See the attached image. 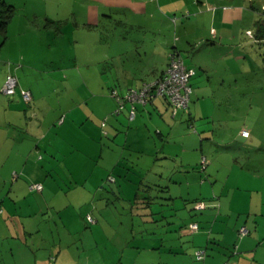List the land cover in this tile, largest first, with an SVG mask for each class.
Returning a JSON list of instances; mask_svg holds the SVG:
<instances>
[{
	"label": "crops",
	"instance_id": "crops-1",
	"mask_svg": "<svg viewBox=\"0 0 264 264\" xmlns=\"http://www.w3.org/2000/svg\"><path fill=\"white\" fill-rule=\"evenodd\" d=\"M38 1L46 3L48 0ZM57 1L64 2V0ZM87 1H89L88 10L97 15L99 21H102L105 15V21L114 22L115 19L107 13L129 14L131 17L125 19V24L135 21L134 24L139 28L152 31L151 35L156 39H149V45L153 46V54L147 57V61L136 66L127 62V51L120 50L115 55L109 54L112 40L107 44L104 55V61L108 64L107 69L109 72L113 69L121 71L125 78L122 86L112 87L110 91L115 89L118 93L124 94L130 87H138L142 82L158 77L167 66L168 53L172 47L176 46L179 50L182 46H177V40L185 39L182 41L185 55L183 56L179 51L185 65L196 70L190 78L192 93L188 108L173 113L169 102L157 96L145 104H135V117L131 119L134 124L131 127L127 122L130 105L125 103L118 114L112 115H115V118L109 120L108 127L107 124L105 126L110 135L105 138L114 146H119L121 150L119 152L118 149H111L110 154L113 155L109 156L108 151L103 154L104 146H102L101 151H98L99 160L94 165L98 167L107 157L114 158L117 163L123 160L124 165L119 171L124 174L123 179L127 182L128 189L129 186L136 187L137 195L140 197L143 196L140 194L141 189L151 191L162 187L173 193L174 188L184 189L185 186L186 194L180 192L179 196L188 198L185 200L189 202L190 211L187 213L183 208L184 199L178 200L176 196L171 195L166 199H170L173 206L168 214L161 216L155 215L151 210L149 214L144 210V214L136 215L133 211L135 204L132 205V200L126 197L121 199L122 194L119 191L116 198L119 199L121 208L112 205L111 196H107L104 186H107L106 190L110 188V192L114 193L112 189L115 188L116 179L108 180L110 176L114 177L109 170L112 168L108 164L96 173L94 185L97 191L101 192L96 195L99 198L93 199L92 208L86 211V214L93 218L92 222L85 220L89 224L88 228H85L87 230H83L80 225V221H84L85 217L82 219L81 215H77L72 219L71 216L64 215L60 209L53 216L45 214L42 209L40 215H32L29 212L16 215L10 208L16 205L14 196L18 189L25 188L29 192L40 194V208L44 205L49 206L45 200V191L52 185L49 181L51 175L45 171L43 165H38L43 159L40 154L42 148L50 147L47 136L53 133L65 137L64 133L73 126L76 114L84 112L87 115H94L98 120L97 125L93 127V137L103 138L101 121L104 118L108 119L104 116L117 106L110 91L106 94L88 93V98H85L87 109L84 110L73 104L66 105L61 91L57 94V102L51 105L46 100L48 97L37 92L31 84H27V87L20 86V89L30 92L31 100L28 103L23 101L20 94L15 93L9 97L0 92V202L7 208V211H4L0 207V264H264V195L255 199L252 193L254 190L241 188L237 182L230 181L231 173L220 167L222 162L219 159L225 160L227 155H231V158L237 157V154H241L239 153L241 149L231 147L227 151H216L209 143L207 155L201 152L199 156L196 147L191 146L197 138L196 133L185 127L190 121L196 123L197 128L199 127L204 135L230 137V129H224L220 133L219 129L214 130L210 127L213 125L208 119L209 115L208 118L200 117L205 104L212 98L219 101L220 95L228 97L235 90L238 92L242 80H245L243 84L250 88H256L257 83L260 87H264V79L254 82L255 73L247 64V58L253 57L252 48L256 43L264 41L255 38L256 22L264 19V11H261L264 0ZM7 4L13 7V16L7 28L18 11L24 14V11L31 7L30 0H9ZM59 8L54 10L58 14H60L59 10L65 13L66 9L69 13H75V8L67 6L64 9L62 3ZM42 13L48 19L46 7ZM51 13L55 14L53 11ZM172 14H178L179 17L175 19ZM188 14L194 16L187 17ZM250 24L254 25L255 31L248 28ZM172 27L174 31L171 37ZM180 29L182 32H179ZM242 29L251 30L255 39L245 33V38L250 41L247 43L241 41ZM161 35L167 37L166 43H159ZM147 39L146 36L142 38V46L148 44ZM121 41L126 45L128 43L125 40ZM121 45L123 46V42ZM155 48H158L163 60L154 55ZM143 51L146 55L149 53V50ZM15 77L18 78L16 75ZM4 80L5 77L2 79V84ZM20 81L21 78H18L17 83L19 84ZM214 109L218 111L221 109L220 105L217 103ZM75 111L77 113H74ZM195 116L199 118L194 120ZM143 118L146 121L144 124H142ZM18 127L24 132L22 138L18 136ZM151 129L159 139H166L168 136L174 140L172 143L165 142L162 146L166 158L164 171L168 175L164 183L166 184L167 181V185L163 186H160L161 178L158 177L153 166H148L144 172L143 167L140 166L141 168L138 167L136 172L137 177H130L133 168H130V160L127 159L142 151L144 153L142 147L145 145L148 147L156 145L150 138ZM242 129L244 127L238 130L236 138H239L237 140L242 141L241 146L245 147V142H253L255 136L252 137V129L248 131L247 137L242 136ZM38 141L42 144L41 149ZM143 142L146 144L142 146ZM92 144L96 145L95 140ZM203 156L206 159L205 172L199 170L200 159ZM157 157L155 155L154 158ZM247 157L249 161L251 156ZM22 158L24 161L22 174L30 181L27 187V184L19 179L16 171L21 165ZM186 164L195 167H186ZM233 167L237 170L235 175L238 180H249L250 173L247 170H242L243 168L235 162L231 168ZM114 169L118 168L115 166ZM31 182L41 183L42 190H30ZM246 186L249 185L246 183ZM197 200L206 203V206L201 209L194 208L193 202ZM150 203L147 202L149 206ZM20 205L34 206L33 201L29 202L26 199L22 200ZM114 207L118 210L115 209L112 213ZM126 209L132 213L131 217L126 215ZM51 217H55L56 222L61 223L60 227H55L60 245L66 234L81 242V252L78 255H71L64 246H58L53 247V250H59V253L52 258L49 256L48 248L41 246L40 249L35 250L30 242H27V239L34 235V229H37L35 234L41 232L38 222L46 223ZM193 222L198 224L195 231L190 229V224ZM9 223L15 224L16 232L13 234ZM66 223H70L71 226L68 227ZM242 226L247 229L245 234L239 233ZM6 228L9 234L4 232ZM87 234L92 245L88 248L89 252L85 253V263H81L77 261L76 256L80 259L79 255L85 250L83 240ZM9 238L11 241H6ZM2 240L8 245L4 246ZM200 249L205 250V258L201 261L195 258V252ZM50 258H52L51 262Z\"/></svg>",
	"mask_w": 264,
	"mask_h": 264
},
{
	"label": "rangeland",
	"instance_id": "rangeland-1",
	"mask_svg": "<svg viewBox=\"0 0 264 264\" xmlns=\"http://www.w3.org/2000/svg\"><path fill=\"white\" fill-rule=\"evenodd\" d=\"M6 1L8 2L9 0H0V4L3 2L7 4ZM61 3L64 9L67 6L68 8H75V13H69L68 9L65 10V13L60 10V14L56 13L54 10L57 8L60 9L59 6ZM88 3L89 1L87 0H64V2L48 0L46 3H42L38 0H30V9L27 8L24 14H20L18 11L14 15V20H12L10 26L8 28L6 27L7 31L6 29L4 32L0 31V86L6 74L12 72L24 81H20L15 92L16 94H20L21 98L22 95L20 91L22 89H20V86L27 87V84H31L37 92L48 97L46 100L51 105L57 102V94L61 91L62 96L65 97L64 102L66 105L73 104L80 106L82 110L87 109L85 107V105H87L85 98H88V93L101 92L106 94L112 87L122 86L125 82L124 73L114 69L109 72L106 66L108 64L104 61L107 44L112 40V48L109 54L112 53L115 55L120 50L127 51V62L136 66L143 61H147V57L153 54V46L149 45V39H156L151 35L152 31L146 28H139L134 24L135 21L125 24V19L131 17L129 14L107 13V15L115 19L114 22L110 23L105 21V15L103 20L99 21L97 15L88 10ZM45 7L48 9V19L46 15L42 13ZM52 11L55 12V14L51 13ZM28 13L30 14L28 15ZM172 15L175 19L179 17L178 14ZM189 15L190 14H188L187 17L194 16ZM21 18H23V21H21ZM178 23L180 22L178 21ZM248 28L255 31V27L252 24H250ZM173 31L174 27L171 28V37ZM247 31L248 30L245 31V29H242L241 35V41L246 43L250 41L245 38V33H247ZM179 32H182V29H180ZM144 36L148 38V44L146 46H142L143 43L141 40ZM121 40L128 41L127 45ZM182 41H185V39L182 38L181 41L177 40L176 43L177 46H182L179 47V50L184 56L185 51ZM121 42H123V46ZM166 42L167 37L161 35L159 43L162 44ZM252 49L251 53L253 51V57L247 58V64L250 65L253 73H255L254 76L256 79L254 82L257 83V81L259 82L264 79V41L256 43V46ZM143 50H149V53L146 55ZM155 51L154 55L160 60H163V56L158 52V48H155ZM244 61L245 59L243 57L242 62L244 63ZM68 69H70V71H68ZM241 82L242 84L238 92L235 90L234 93H230L228 97L220 95L219 101L214 100V98L209 100V102L205 104L203 112L200 115L201 118H208L209 115L208 119L213 125L210 127L214 130L219 129L220 133L224 129H230V137L229 135L228 137L212 136L210 134L204 135L200 128H197L196 123L193 124V122L190 121L185 124V127L193 133H196L195 135L197 138L195 142L193 141L191 143V146H195L199 154L203 152L207 155L209 143L216 151H227L231 147L241 149L239 152L241 154H237V157H234L236 160L231 158V155L225 156V160L224 158L219 159L220 162H222V164L220 163V167L231 173L230 181L237 182L241 188L254 190L252 191L253 197L259 199V197L264 195V87H260L257 83L258 86L256 88H250L243 84L245 80ZM77 92H79V94H77ZM1 94L3 93L1 92ZM114 99L118 106L117 99ZM18 101L20 102V99ZM217 103L221 108L218 109V111L214 109ZM113 111L104 116L108 117L106 120L107 127L109 120L115 118L112 116L114 114ZM74 113H77V111ZM196 118L199 117L195 116L194 120ZM74 120L73 126L68 129V132L64 133L65 137L53 133L47 136V142L50 143L49 148H42L41 140L38 141L39 148H42L40 154L43 156V159L38 162V165H43L45 171L51 175L49 181L52 185L45 191V200L49 203V206L44 205L43 208H40V194L29 192L25 188L18 189L14 196L16 198V205L10 208L14 210L16 215L24 212H29L32 215H40L44 211L46 212L45 214L53 216L57 214L60 209L64 215L71 216L72 219L77 215H81L82 219H84L86 211L92 208L93 199L99 198L96 195L101 192L97 191L94 185L97 177L96 173L99 169L102 170V167L108 164L110 168H112L109 170L112 171L116 179V183H114L115 188L112 189L114 193L110 192V186H108V190H106L107 186H104L105 192L107 191V196H111L112 205L119 209L121 208L119 199L116 198L117 192L119 191V193L122 194L121 199L126 197L137 202L135 204L136 207L133 209L136 215L144 214L145 211L149 214L151 210L155 215L161 216L163 214H168L170 208L173 206L171 200L166 199L171 195L172 197L176 196L175 198H178V200L184 199L183 208L187 213L190 211L188 206L189 202L185 200L188 198L179 196L180 192L186 194L185 186L184 189H182V187L177 188V190L174 188L173 193L162 187L151 191H143L141 189L140 194L143 196L140 197V195H137L138 190L136 187L132 188L129 186L128 189L127 182L123 179L125 176L119 171V168L124 165L123 160L117 163L118 161L114 160V158L107 157L103 159L101 162L102 164L96 167L94 164L99 160L98 151H101L102 146H104L103 154L108 151L107 153L109 156L113 155L110 154L112 151L111 149H118L120 152L121 148L119 146H114L109 139L105 138L107 136L110 137V135L103 136V138L93 137V127L98 123L94 115H87L84 112L78 113ZM127 122L131 127L134 124L132 120H128V118ZM145 122L143 118L142 124ZM224 122H226L225 125ZM242 127L248 131L252 129V137L254 138L255 136L253 142H245V147H242V141L236 138L238 130ZM194 128L197 129L194 130ZM18 129V136L22 138L24 132L20 131L19 127L17 130ZM150 138L152 142L156 143L155 147H148V145L143 146V144H146V142H143L142 148L144 153L142 151L138 153V155L135 154L133 157L127 159L130 160V168H133L130 177H137L136 172L140 166L143 167V172L148 166H153L156 169V174L161 178L159 180L160 186L167 185V181L166 184H164L168 175L164 171L166 158H164L165 154L162 151V146L165 142L170 141L172 143L174 140L170 139L168 136H166V139H159L153 129H151ZM94 140L96 142L95 146L92 144ZM201 154L199 156H201ZM155 155L158 156V159L154 158ZM248 155L251 156L249 161H247ZM234 162L239 167L241 166L243 168L242 170H247L250 173L248 181L237 179L235 175L237 170H235L234 167L231 168ZM20 164V167H18L16 171L19 174V179H22L23 182L27 184V187L30 181L28 177L22 174V165L24 164L23 158ZM115 166L118 169L113 170ZM185 166L190 168L195 167L190 164H186ZM246 183L249 186H246ZM243 192L249 193L246 190H243ZM25 199L29 202L33 201L34 206H21V201ZM38 199L39 201L37 202ZM149 201L151 202L150 206L147 204ZM0 207L4 211H7V208L1 205V202ZM116 207H114L112 213H114L115 209L118 210ZM41 209L43 210L42 212ZM125 213L130 217L132 215L127 209ZM38 225L41 226V232L35 234V230L37 231V229H34L32 238L29 237L27 239V242H30L35 250L40 249L41 246H43V248H48L47 251L52 258L59 253V250H53V247L64 246L66 251L74 256L81 252V242H78L76 238H71L68 234L63 236L62 244H59L58 233L55 227H60L61 223L56 222L55 217H51L46 223L39 221ZM66 225L68 227L71 226L70 223H66ZM80 225L83 230H87L85 228H88L89 224H87L84 219V221H80ZM9 227L11 234L16 232L15 224ZM4 232L5 234H9L7 228ZM7 240L11 241L10 238L6 239V241ZM6 241H3L4 246L8 245ZM83 245L86 248L79 255L80 259L76 256L77 261L81 263H85V253L89 252L88 248L92 245L88 234L83 240ZM52 258L49 259L50 262ZM66 260L67 258L65 261Z\"/></svg>",
	"mask_w": 264,
	"mask_h": 264
},
{
	"label": "built area",
	"instance_id": "built-area-1",
	"mask_svg": "<svg viewBox=\"0 0 264 264\" xmlns=\"http://www.w3.org/2000/svg\"><path fill=\"white\" fill-rule=\"evenodd\" d=\"M264 10V4L261 6ZM174 20V19H173ZM213 31V29L211 30ZM247 34L254 38V34L251 30L247 31ZM255 39V38H254ZM196 72L195 68L187 67L184 63V59L176 46L172 47L168 53V63L165 70L156 78L142 82L138 87H130L124 94H120L117 90L112 89L111 96L117 99L118 106L113 111L114 114H118L124 107L125 103H129L130 108L128 110V118L132 119L135 115L136 103H147L154 99V97L160 96L165 98L175 113L180 109L188 108L190 95L192 93V87L190 84V78ZM17 86V78L12 73H8L1 87V92L7 96H12ZM22 98L25 102H30L31 95L28 90H21ZM106 119L101 122V126L104 127ZM105 133L104 130H102ZM249 134L247 129L241 130V135L247 137ZM202 168L206 165V159L203 156L200 160ZM109 181H113V177L108 178ZM30 190L40 191L42 184L38 182H31L29 184ZM206 205L202 202H196L194 208L201 209ZM89 218V217H88ZM198 228V224L193 222L190 224V229L195 231ZM247 229L242 226L239 229L240 234H245ZM196 259L200 260L204 257L203 250L195 252ZM234 264V263H225Z\"/></svg>",
	"mask_w": 264,
	"mask_h": 264
},
{
	"label": "trees",
	"instance_id": "trees-1",
	"mask_svg": "<svg viewBox=\"0 0 264 264\" xmlns=\"http://www.w3.org/2000/svg\"><path fill=\"white\" fill-rule=\"evenodd\" d=\"M12 14H13V7H12V5H9V4H5L4 2L3 3H1L0 4V31H2V32H4L5 31V29H6V27H7V24H8V22L10 21V19H11V17H12ZM255 27H256V40H264V19H262L261 21H257L256 22V25H255ZM9 73V72H8ZM7 73V74H8ZM6 74V75H7ZM5 78H6V76H5ZM18 84V83H17ZM3 85V84H2ZM2 87V86H1ZM16 89H17V86H16V88H15V92H16ZM15 92L13 93V95L15 94ZM5 95V94H4ZM12 95V96H13ZM7 96V95H6ZM9 97H11V96H9ZM190 97H191V95H190ZM189 102H190V100H189ZM188 106H189V104H188ZM181 110V109H180ZM115 116V115H114ZM117 116V115H116ZM128 117V116H127ZM134 117H135V115H134ZM133 117V118H134ZM132 118V119H133ZM104 119H106L107 120V118H104ZM129 120H131V119H129ZM105 126H106V123H105V125H104V127H102V130H104L105 131V133H103L102 132V136H106V135H108V132H107V130L105 129ZM201 160V159H200ZM205 167H206V165L202 168V166H201V163H200V165H199V170L200 171H204V169H205ZM114 178V177H113ZM113 181H115V178H114V180ZM42 188H43V185H42ZM42 190V189H41ZM40 190V191H41ZM36 191V190H35ZM196 202H202V201H194L193 203H196ZM204 203V202H203ZM134 204H136L135 203V201L133 202L132 201V205H134ZM204 204H206V203H204ZM194 206V205H193ZM89 217V218H88ZM85 220L87 221V222H92L93 221V218L89 215V214H85ZM200 250H202V249H200ZM203 252H204V257L202 258V259H200V261L201 260H204V258H205V250H203ZM196 258V257H195ZM198 260V259H197Z\"/></svg>",
	"mask_w": 264,
	"mask_h": 264
},
{
	"label": "clouds",
	"instance_id": "clouds-1",
	"mask_svg": "<svg viewBox=\"0 0 264 264\" xmlns=\"http://www.w3.org/2000/svg\"><path fill=\"white\" fill-rule=\"evenodd\" d=\"M261 11H264V10H262V8H261Z\"/></svg>",
	"mask_w": 264,
	"mask_h": 264
}]
</instances>
